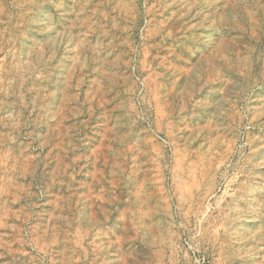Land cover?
Segmentation results:
<instances>
[{
    "label": "rangeland",
    "instance_id": "374dc122",
    "mask_svg": "<svg viewBox=\"0 0 264 264\" xmlns=\"http://www.w3.org/2000/svg\"><path fill=\"white\" fill-rule=\"evenodd\" d=\"M0 264H264V0H0Z\"/></svg>",
    "mask_w": 264,
    "mask_h": 264
}]
</instances>
